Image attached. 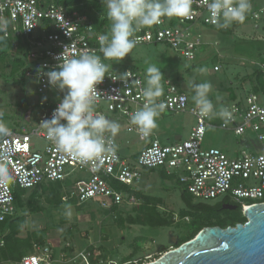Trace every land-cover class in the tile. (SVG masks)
Masks as SVG:
<instances>
[{
	"label": "built area",
	"instance_id": "2783aa9c",
	"mask_svg": "<svg viewBox=\"0 0 264 264\" xmlns=\"http://www.w3.org/2000/svg\"><path fill=\"white\" fill-rule=\"evenodd\" d=\"M207 2L192 0L191 15L177 17L174 24L165 17L150 27L137 26L134 32L136 44L163 43L185 59H195L198 46L204 42L200 26H217L207 9ZM263 14L264 7H260L251 10L250 18L259 19ZM0 30L3 37L12 42L17 37L26 38L29 47L23 56L29 61V69L25 74L36 78L37 104L41 108L33 126L9 128L8 135H0V163H6L8 170V179L0 180V222L16 211V187L31 189L42 182L64 181L74 170H83L87 176L79 179L62 200L71 198L80 204L94 199L106 209L120 206L124 201L134 203L135 195L124 187L136 189L141 171L146 169H159L175 178L197 201L227 199L239 204L241 211L251 204L264 203V101H261L264 94L249 92L242 99L225 103L223 107L232 112V118L225 122L219 117V122L214 124L213 117H199L195 105L190 106L185 91L169 80L161 81L163 90L157 102L165 105L164 110L188 111L195 117V124L186 137L162 144L152 133L143 137L130 123L131 114L145 102L140 92L145 78L134 68H121L114 64L115 60L103 59L99 52V36L103 33L95 31L85 13L66 7L60 0H0ZM15 48L17 44H14ZM85 52L100 55L102 62L108 65L104 80L96 86L101 94L95 99V111L119 123L126 132L150 140L134 157L122 156L115 136L106 133L107 142L116 147L115 153L82 162L57 150L40 125L44 119L51 118L63 97V93L49 87L42 73L59 70L55 57L61 53L70 58ZM213 69L218 70L219 65H214ZM125 71L130 72L127 84L111 80L115 73ZM51 90L57 95L47 96ZM43 97L47 100L42 101ZM213 126L232 130L237 135L250 130L260 143L261 151L241 149L230 156L219 147H204L207 128ZM33 139H40L43 144L37 146ZM0 246H3V240H0ZM32 249L21 257L19 264H59L63 261L62 254L55 255L46 243H33ZM90 256V251L83 249L70 261L72 264H92Z\"/></svg>",
	"mask_w": 264,
	"mask_h": 264
},
{
	"label": "rangeland",
	"instance_id": "374dc122",
	"mask_svg": "<svg viewBox=\"0 0 264 264\" xmlns=\"http://www.w3.org/2000/svg\"><path fill=\"white\" fill-rule=\"evenodd\" d=\"M263 6L264 0H254L251 9ZM200 30L204 42L198 46L193 60L185 59L163 43H141L136 44L123 60L114 64L121 68H134L144 78L147 67L154 64L163 74L162 81L175 83L189 94L191 100L194 94L191 83L209 82L212 85L209 99L219 111L233 99L232 95L235 98L242 97L254 89L257 85V69H261L264 79V16L259 19L250 18L235 26L231 32H222L215 26L207 25H201ZM216 64L219 65L218 70L213 69ZM28 65L29 61L26 60L27 69ZM21 74L22 68L11 64V54L4 55L0 61V120L12 129L33 126L41 110L37 104L39 95L36 92V78ZM46 95L57 93L51 90ZM261 101H264V96ZM193 104L192 100L190 106ZM156 123L157 127L152 130L153 136L162 144H169L175 140L176 135L182 138L187 136L190 127L195 124V117L188 111L163 110ZM115 136L124 156H129L130 152H136L146 144V141L134 133L126 132L121 126ZM33 141L37 146L43 144L40 139ZM203 146L219 147L230 156L241 149L261 151L260 143L250 130L237 135L232 130L216 126L207 128ZM86 176L85 171L74 170L62 181V193L67 194L79 183V179ZM43 184L45 182L36 187ZM135 186L144 194L158 198L155 209L169 222L168 225L154 227L131 223L129 219L142 215L148 209L141 198H136L134 203L124 201L116 212L108 213L94 199L80 204L74 202L48 207L43 194L37 197L40 205L47 209L42 208L38 213L29 214L19 237L24 238L37 229L46 231L45 243L55 255L62 254L63 261L59 264H72L71 258L83 249L90 251L96 264H135L140 259L153 260L165 250L173 248L187 227L189 220L182 218L179 212L183 207L180 198L182 186L173 177L162 179L159 169L142 170L141 178ZM40 191L39 188L37 192ZM23 211L30 212L25 208ZM26 251H30L29 248Z\"/></svg>",
	"mask_w": 264,
	"mask_h": 264
},
{
	"label": "clouds",
	"instance_id": "9594fccd",
	"mask_svg": "<svg viewBox=\"0 0 264 264\" xmlns=\"http://www.w3.org/2000/svg\"><path fill=\"white\" fill-rule=\"evenodd\" d=\"M107 9L110 28L107 34L99 36V52L105 60L119 62L135 47L134 32L137 26L150 27L162 18L189 17L192 0H102ZM250 0H208L207 9L220 28H227L233 22H243L250 11ZM7 26V21H3ZM102 57L91 52L79 56L65 57L63 53L55 57L57 68L42 73L50 88L63 93V97L53 110L50 119L40 125L46 130L47 138L57 150L88 162L104 154H114L116 147L107 142L105 134L115 136L119 123L97 113L94 108L96 97L101 94L97 85L102 83L108 65ZM144 87L140 92L145 102L130 116V123L143 137L150 136L157 127V118L165 105L157 102L162 95L161 81L164 79L160 68L150 65L146 69ZM130 72L115 73L112 81L127 84ZM192 100L201 118L220 117L225 122L232 118L227 107L215 109L209 93V82L191 83ZM43 97L42 101H46ZM10 129L0 120V135H8ZM8 179L6 163H0V180Z\"/></svg>",
	"mask_w": 264,
	"mask_h": 264
},
{
	"label": "trees",
	"instance_id": "16d2710c",
	"mask_svg": "<svg viewBox=\"0 0 264 264\" xmlns=\"http://www.w3.org/2000/svg\"><path fill=\"white\" fill-rule=\"evenodd\" d=\"M254 0H250L252 4ZM60 2L66 7L76 9L79 12L85 13L88 19L92 22L95 31L107 34L110 28V21L107 18L106 6L102 3V0H60ZM250 11L246 14V18L243 22L250 19ZM177 17L167 18L169 23H174ZM243 22H233L227 28H220L215 26L218 30L222 32H231L233 28ZM14 44H17V48L13 49ZM7 47L8 49H3ZM11 47V48H10ZM28 43L26 38L17 37L15 42H12L9 38H4L0 30V61L4 59V55L11 54V64L14 67L22 68V76L25 75L28 70L25 67V58L23 56L24 52L28 50ZM10 50L9 52H7ZM257 85L251 91L256 94H264V79L261 69H257L256 72ZM178 86V85H177ZM249 93V92H248ZM247 94V93H246ZM245 94V95H246ZM233 100L241 99V97L235 98L231 96ZM244 97V96H242ZM219 122V119H217ZM153 169H149L152 171ZM159 174L162 179L167 178L162 171L159 170ZM64 183L62 181H47L45 184L39 187L41 189L40 193L37 192L39 188L23 189L16 187L14 189V204L16 206V211L13 215L8 216L6 219L0 222V240H3V246H0V264L5 262H15L19 263L21 257L25 254L30 253L32 250V244L34 242L39 244H45L46 242V231L40 229L33 230L28 236L24 238L19 237L21 227L24 226L25 220L29 214L38 213L42 208L39 203L38 197L40 195L44 196V201L48 204V207H59L64 203H74L75 201L71 198L66 201L62 200V196L66 193H62V186ZM127 191L133 193L136 198H141L143 204L148 208L145 213L138 215L136 218H131L129 221L131 223L148 224L150 226H165L169 222L159 215L156 211V204L158 198L150 195L144 194L140 189H129L124 187ZM27 194V195H26ZM26 195V198L24 197ZM38 196V197H37ZM180 198L183 203L181 208L180 216L182 218L188 219L187 227L183 230L181 236L177 239L173 247L178 246L184 241L192 238L202 227L218 225L221 227L234 226L236 223H243L246 218L243 216L240 206L235 211L223 210L222 205L226 204L227 199L214 202H202L193 199V197L183 188L180 190ZM120 206H111L110 208H102L106 212H116ZM30 210L29 213L23 211V209ZM47 209V208H46ZM224 214V215H223ZM29 248L30 251H26ZM166 251V250H165ZM90 262L96 264V260L90 256ZM148 261H142L140 259L135 264H143ZM124 264V263H121ZM134 264V263H129Z\"/></svg>",
	"mask_w": 264,
	"mask_h": 264
},
{
	"label": "water",
	"instance_id": "95a60500",
	"mask_svg": "<svg viewBox=\"0 0 264 264\" xmlns=\"http://www.w3.org/2000/svg\"><path fill=\"white\" fill-rule=\"evenodd\" d=\"M242 214L245 222L224 228L204 226L192 238L143 264H264V203L251 204Z\"/></svg>",
	"mask_w": 264,
	"mask_h": 264
},
{
	"label": "crops",
	"instance_id": "0c3cea01",
	"mask_svg": "<svg viewBox=\"0 0 264 264\" xmlns=\"http://www.w3.org/2000/svg\"><path fill=\"white\" fill-rule=\"evenodd\" d=\"M264 7V6H263ZM179 87V86H178ZM180 88V87H179ZM181 89V88H180ZM181 90H183V89H181ZM183 91H185V90H183ZM186 92V91H185ZM245 96V95H244ZM188 97H189V94H188ZM241 99H242V97H241ZM189 103H191L192 102V100H191V97H189ZM194 105V104H193ZM192 105V106H193ZM217 119H219V117L217 116V117H213V119H212V123H214V124H216V122L218 121ZM218 123V122H217ZM193 126V125H192ZM191 126V127H192ZM191 127H190V129H191ZM189 129V130H190ZM152 133V132H151ZM181 137L182 138V136L181 135H176L175 137ZM115 138H117L116 136H115ZM176 140V139H175ZM174 140V141H175ZM144 141H146V144L150 141V140H144ZM145 144V145H146ZM116 146H117V149H118V151H119V153L122 155V153H121V144L119 143V141H117V139H116ZM142 148V147H141ZM140 148V149H141ZM140 149H138L136 152H130L128 155L129 156H124V155H122V156H124V157H134L135 155H136V153L140 150ZM235 155V154H234ZM234 155H232V156H234Z\"/></svg>",
	"mask_w": 264,
	"mask_h": 264
},
{
	"label": "flooded vegetation",
	"instance_id": "af4514ba",
	"mask_svg": "<svg viewBox=\"0 0 264 264\" xmlns=\"http://www.w3.org/2000/svg\"><path fill=\"white\" fill-rule=\"evenodd\" d=\"M225 203L228 204V205L236 206V207L233 208V209L222 208L223 210L235 211V210L238 209V205H239V204H237V203H235V202H231V201L228 200V201H225ZM223 215H224V214H223Z\"/></svg>",
	"mask_w": 264,
	"mask_h": 264
}]
</instances>
